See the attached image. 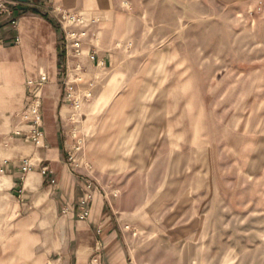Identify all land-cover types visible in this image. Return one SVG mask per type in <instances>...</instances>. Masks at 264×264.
<instances>
[{
  "label": "rangeland",
  "instance_id": "rangeland-1",
  "mask_svg": "<svg viewBox=\"0 0 264 264\" xmlns=\"http://www.w3.org/2000/svg\"><path fill=\"white\" fill-rule=\"evenodd\" d=\"M100 2L120 59L69 123L129 263L264 264V0Z\"/></svg>",
  "mask_w": 264,
  "mask_h": 264
},
{
  "label": "crops",
  "instance_id": "crops-1",
  "mask_svg": "<svg viewBox=\"0 0 264 264\" xmlns=\"http://www.w3.org/2000/svg\"><path fill=\"white\" fill-rule=\"evenodd\" d=\"M99 3L19 1L0 25V264H90L93 259L102 264H130L118 212L100 192L95 193L90 217L79 220L84 184L68 164L72 108L64 99L66 56L51 11L56 7L93 9ZM84 14L100 20L90 27L91 33L103 32L102 41L95 45V62L82 61L87 69L85 82L96 84V94L100 86L96 74L118 65L121 19L98 7ZM42 75L47 77L42 88L45 137L34 144L15 133L30 131L27 105L36 92L30 83H40ZM107 93L102 92L99 100ZM27 158L35 168L22 179L21 162ZM43 167L53 175L44 177Z\"/></svg>",
  "mask_w": 264,
  "mask_h": 264
},
{
  "label": "built area",
  "instance_id": "built-area-1",
  "mask_svg": "<svg viewBox=\"0 0 264 264\" xmlns=\"http://www.w3.org/2000/svg\"><path fill=\"white\" fill-rule=\"evenodd\" d=\"M51 15L57 20L60 32L62 34V44L66 56V76L63 81L65 87V102L78 113L82 110L85 102H89L93 97V92L96 87L94 82L86 83L84 77L87 74V69L82 62L84 59L88 63L95 62L96 58V44L99 43V36L97 33H91L90 27L100 22L99 19H90L84 13L77 11H69L63 8L56 7L52 9ZM13 24H15L13 22ZM88 50V53L86 52ZM47 82V77L42 75L40 83L30 85L36 87V92L28 101L27 105V119L29 121L30 131L27 134L16 132L15 136H26L30 142L38 144L44 139V124L42 115V88ZM72 121H75L76 115H72ZM71 136L74 137L73 132ZM83 141L79 140L75 146H71L68 151V164L71 170L79 177L84 184V195L80 201L81 212L78 215L79 220L84 221L90 217L91 206L94 201L96 188L89 177L80 170L84 168L81 163L79 152L82 150ZM9 161H5V165ZM35 168V164L31 158L24 159L21 162L22 179L30 174ZM86 172L89 169L85 167ZM41 174L44 177L53 175V172L48 167L41 169ZM51 185H56V180L52 179ZM90 264H102L99 260L93 259Z\"/></svg>",
  "mask_w": 264,
  "mask_h": 264
},
{
  "label": "water",
  "instance_id": "water-1",
  "mask_svg": "<svg viewBox=\"0 0 264 264\" xmlns=\"http://www.w3.org/2000/svg\"><path fill=\"white\" fill-rule=\"evenodd\" d=\"M19 1H22V2H25V3L29 2V0H19Z\"/></svg>",
  "mask_w": 264,
  "mask_h": 264
}]
</instances>
